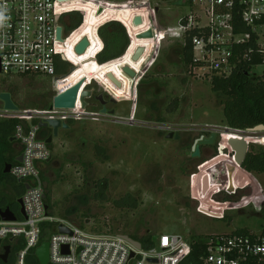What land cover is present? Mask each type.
<instances>
[{
  "label": "rangeland",
  "instance_id": "obj_1",
  "mask_svg": "<svg viewBox=\"0 0 264 264\" xmlns=\"http://www.w3.org/2000/svg\"><path fill=\"white\" fill-rule=\"evenodd\" d=\"M129 1L147 0H114L119 5H108L107 8H97L83 0L75 1L77 6L67 5L69 10H79L83 14V23L65 43L64 57L77 68L66 76L61 89L95 81L118 100L136 97L130 104L118 105L117 116L127 117L129 112L131 116L136 114V119H145L143 108L147 109V103L156 101V108H163L159 115L165 120V127L179 132L182 129L195 131L187 133L189 143L178 142L177 160H171L170 141L159 139L154 144L149 133L145 143L139 144V137L136 144L128 142L126 147L122 146L120 140L123 137L129 136L133 140L131 134L134 133L130 130L145 134L142 129L99 121L68 122L72 125L73 130L69 131L74 132L75 140L79 137L87 140L86 149L81 151L78 144L66 140L62 132L48 145L56 161L37 164L45 185L49 216L54 220L70 221L90 235H125L134 239L137 235L149 233L154 243L160 235H180L191 241L193 237L228 236L243 228L259 235L264 223V174L252 173L248 179H242L237 172L236 154L241 143L253 153L264 154V132L227 133L222 115V103L226 97L211 90L208 75L202 77L184 69L180 58L174 54L180 45L173 39L163 38L159 54L162 62L156 65L153 63L154 38L137 39L138 35L151 29L153 22L175 29L184 7L167 0H148L151 9L146 11L142 4L121 6ZM134 17L141 19L140 26H133ZM107 21L120 22L131 41L121 58L101 66L94 58L103 46L97 30ZM82 39H87L89 45L84 54L76 55L73 47ZM140 47L151 56L145 59V67L139 61H132L133 53ZM149 65L152 66L145 72ZM124 67L136 74L129 84L124 83L125 76L131 78L122 72ZM108 74L116 77L122 87H114L106 79ZM141 74L148 75V80L140 91L135 84L143 76ZM250 76L264 80V66H254ZM92 87L88 90L91 91ZM2 91L11 95L20 110H42L46 104L50 107L54 97L52 80L47 76H1ZM174 99L178 102L176 110L167 112L174 107L170 102ZM136 101L138 105L135 107ZM110 133L117 138L109 137L113 135ZM212 133L217 136L216 142L201 144L200 157L192 158L190 148L194 140L202 134L207 140ZM1 138L0 154L8 161L14 160L19 153L18 143H12L4 150ZM100 148H104L108 156L96 157L95 150ZM160 150L167 152L160 155ZM68 153H73L79 160L67 161L65 155ZM19 186L9 175L4 177L0 184V202H10L11 196L12 203L15 195L11 192ZM2 244H8L12 249L10 259L2 263L15 264L16 251L22 245L8 240Z\"/></svg>",
  "mask_w": 264,
  "mask_h": 264
},
{
  "label": "built area",
  "instance_id": "obj_2",
  "mask_svg": "<svg viewBox=\"0 0 264 264\" xmlns=\"http://www.w3.org/2000/svg\"><path fill=\"white\" fill-rule=\"evenodd\" d=\"M75 1L81 0H0V77H50L52 92L54 89L57 91V94L53 92L54 97L75 86L61 89V83L72 72L70 70H75L77 66L64 57L65 43L71 33L67 34L60 24L66 14L80 12L67 7L77 6ZM83 1H89L97 8L119 5L97 0ZM167 2L179 4L185 11L178 18L175 29L170 30L154 22L151 24L150 30L156 42L153 63L161 50L162 39L168 38L176 43L182 42L179 43L182 48L189 42L192 62L187 69L202 77L227 78L241 70L243 61H251L254 57L260 59L258 65L264 66V0ZM139 4L146 6L145 11L151 9L148 0L129 1L121 6ZM79 14L83 17L82 13ZM77 44L73 47L74 54ZM102 49L103 46L95 57ZM62 65L66 69L60 68ZM254 66L257 65L251 66V69ZM92 82L95 81L81 84L73 109L50 110L46 107L42 110L7 112L0 102V118L19 121L14 127L13 138L21 146V162L12 165L7 175L23 188L20 199L24 211V216H16L14 221L0 219V240L11 243L21 241L22 246L15 254V264H29L28 257L34 255L39 247L45 225L51 224L47 241L48 264H180L191 249V241L180 235H160L152 249L144 250L136 248L121 236L90 235L83 232L80 226L66 220H54L48 214L45 185L37 164L47 163L52 154L44 139L39 137V123L49 119L66 122L67 119L85 118L89 106L87 101L91 97L88 88ZM85 91L90 92V97L81 100ZM59 226L66 228L70 234H60ZM206 253L204 264H244L249 258H264V239L216 235L208 241Z\"/></svg>",
  "mask_w": 264,
  "mask_h": 264
},
{
  "label": "trees",
  "instance_id": "obj_3",
  "mask_svg": "<svg viewBox=\"0 0 264 264\" xmlns=\"http://www.w3.org/2000/svg\"><path fill=\"white\" fill-rule=\"evenodd\" d=\"M79 13H68L62 18L61 23H63L67 34L72 33L82 25L83 17ZM125 30L124 26L117 21H109L97 30V35L103 43L102 51L95 57V61L98 65H104L115 61L124 55L130 43ZM179 43L181 44L182 42ZM179 50L182 66L184 69H187L192 62L189 42L187 41L186 45L183 48L180 47ZM258 64H260V59L254 57L251 61H243L241 63V70L234 72L231 76L227 78L213 77L211 79V90L226 97V100L222 103V115L227 128L245 131L260 125L264 126V80L259 78L252 79L250 76L251 66ZM64 69H66V67H64ZM61 70L62 69H58V71ZM65 73L67 74V70ZM3 92L8 93L7 91ZM17 123V120L14 119L1 120L0 122V136H2L1 140L4 150L10 148L12 144L9 142V138ZM242 154L237 164V172L242 179H248L249 175L252 173L264 174L263 153H253L250 151L249 147H247ZM16 163V158L12 161H8L0 154V184L4 177H7V174L3 173L4 165L9 164L12 166ZM15 193L18 198L21 197L23 188H17ZM15 206L16 203H13L8 207L14 210ZM45 226L46 230L42 234L40 242L48 241L49 239L48 231L51 229V224ZM234 235L250 236L255 239L263 240L264 223L261 226L259 235L252 234L245 228L236 230L230 234V236ZM214 236L216 235L207 238L193 237L191 240L190 253L180 264H204V259L207 254V243ZM133 240L140 243L144 250H150L154 247V242L149 233L137 235ZM28 259L29 264H39L33 254L30 255ZM0 264L3 263L0 261ZM244 264H264V258H249Z\"/></svg>",
  "mask_w": 264,
  "mask_h": 264
},
{
  "label": "flooded vegetation",
  "instance_id": "obj_4",
  "mask_svg": "<svg viewBox=\"0 0 264 264\" xmlns=\"http://www.w3.org/2000/svg\"><path fill=\"white\" fill-rule=\"evenodd\" d=\"M159 54H160V52H159ZM159 54H158V56H157V58L155 60V64L156 65L162 62V56H160ZM174 54L176 55V57L180 58V60H181L180 50L176 49L174 51ZM149 56H150V54H148L147 52L144 51V53L142 54V56L138 60L139 63H142L144 65V67H145V65H146L145 59L149 58ZM150 66L151 65L147 66L144 71L146 72L150 68ZM171 66H173V65H171ZM145 72L143 74H145ZM143 74H141V75H143ZM124 78H125L124 83H128V84L133 80V78H129V79H131V80H129L126 76ZM147 80H148V75H143V76L140 77V79L137 82V84H135L136 86L139 87L140 91L142 90V88L145 85V83L147 82ZM90 87H92V90H91L92 92H91L90 99L87 101V103H89V106H88V109H87V115H86L85 118H83L81 120L90 121V122H98V121L99 122H106V123H111V124H114V125H123V126H127V127H130V128H137V129H140V130L142 129L143 131H146L145 134H140L137 130H133V131L130 130V132L134 133V134L130 133L131 135H133V140L131 138H129V136L123 137V139L120 140V142H121L123 147L124 146L126 147L128 145V142L136 144L135 141L139 137L141 138V139H139L140 140L139 144H141L142 142L143 143L147 142V140H145V139H147L146 135H147V133H149L148 135H150L153 138V141H154L153 143L154 144H157V141H159V139H163L164 141L165 140L166 141H170L171 145L169 147H171V148H170L169 151H170V155H171V160H174V159L177 160L178 151H179L178 142L182 141V142H185V143H189L190 139L187 137L188 136L187 133L190 132L191 130L195 131V129H191V130L182 129V130H180L181 132H179V131L171 129L170 127H168V128L165 127V125H166L165 120L162 117H160V115H159V114L162 113L163 108L162 107L156 108V105H155L156 101L150 102L152 104L147 103V105H148L147 109L148 110L146 108H143L144 111H143L142 115H144V117H146L145 119H136L135 118L136 114H134V116H131V113L129 114V112H128V116L127 117H124V116L119 117L116 114L117 106L120 105V104H130V102H132L133 99L135 100L136 97L133 98V99H128V100H126V99L125 100H118L115 97H113L104 87H101L96 82H92ZM133 91L136 92L137 90L135 89ZM52 99L53 98H51V100ZM168 101H169V99H168ZM174 101H172V100L170 101L171 103H174V107L170 109L171 111H169V109H167L168 110L167 112L171 113V112H174L176 110V107L178 106V102H177V99H174ZM133 105L136 107L138 105L137 101H136V104L134 103ZM134 106H132V108ZM46 107H48L47 104L45 105V108ZM130 109H129V111H130ZM102 112H104V113H102ZM75 121L76 120L67 119L65 124H66V126L68 128L67 129H62L60 127L57 130V135L56 136L53 135V132H52L51 129H46L45 130L46 134H47L46 137L52 136V142H53V140H55L58 137H60V135L63 132L64 135H62V136L65 137L66 140H69V141L72 140L75 144L77 143L79 149L81 151H83L84 149H86V141L87 140H85V138H82V137H79L77 140H75L74 132L69 131V130H73L72 129V125L67 124L68 122L69 123H74ZM201 130L205 131V130H209V129H205V130L201 129ZM201 130H199V131H201ZM110 134H113V133H110ZM169 135H170V138H168ZM109 137L117 138V136L115 137L114 134L113 135H109ZM216 139H217V136L215 134L213 143L216 142ZM198 140H199V142H198V145H199V156L198 157H200V155H201L200 145L202 144L201 142L204 141L203 134L200 136L199 139L194 140L193 144L196 141H198ZM167 143H169V142H167ZM193 144L191 145V148H190L191 157L192 158H198V157H193L192 156V146H193ZM183 147H185V146H183ZM104 151H105L104 148H100L98 150H95L96 157H98L99 155H103V156L107 155L108 156V153H104ZM160 151H161L160 155H162L165 152H167V150L166 151L160 150ZM65 159L67 161H69V160L70 161H74V160L78 161L79 160L77 158V156H75L73 153H68L67 155H65ZM49 161L54 163L56 160L53 159V157L51 156V158L48 160V162ZM16 208L17 207L15 206L13 211H15ZM5 246L9 247V251H8V254H7V257H6V261H8L10 259L11 252H12V249H11V247L8 244H1L0 245V256L4 253L3 248ZM0 261L3 262L1 259H0Z\"/></svg>",
  "mask_w": 264,
  "mask_h": 264
},
{
  "label": "water",
  "instance_id": "obj_5",
  "mask_svg": "<svg viewBox=\"0 0 264 264\" xmlns=\"http://www.w3.org/2000/svg\"><path fill=\"white\" fill-rule=\"evenodd\" d=\"M99 14L101 13V10H99L98 12ZM133 26L138 27L141 25V19L139 17H135L132 21ZM59 33L60 30L58 31V37H59ZM138 40H151L153 39V33L151 30H148L144 33H141L140 35L137 36ZM131 41V38H129V42ZM89 43L87 39H82L77 46L75 47V53L76 55H82L85 53L86 48L88 47ZM144 53V49L142 47L136 49V51L133 53L132 56V61L137 62L140 57L142 56V54ZM74 69L72 68L70 71H73ZM122 72L125 73L127 76L131 77V78H135L136 74L134 73V71H131L130 68L128 67H124L122 69ZM106 79L108 81H110V83L116 87V88H121L122 87V83H120L119 81H117L116 77H114L112 74H108ZM81 86V83L76 84L74 87L68 89L67 91H65L64 93L57 95L56 97L53 98L52 100V105L50 107L51 109H56V110H67V109H73L74 108V103L76 100V96L78 94V90ZM54 93L57 94V91L54 89L53 90ZM90 97V92L85 91L81 94V100L83 98H88ZM0 102L3 105V109L7 112H18L19 108L16 106V104L12 101L11 95L9 93L6 92H0ZM104 113V112H102ZM62 129H67L68 127L66 126L65 122L59 120V119H49V120H45L39 123V128L41 130H46V129H51L53 132V135L56 136L57 135V130L59 128ZM226 130V132H237V133H259V132H264V126L260 125L257 126L253 129H248L245 131H238V130H233L230 128L224 129ZM214 136L215 134L212 133L211 136L209 137V139L204 140L203 142H201L203 145H211L213 143L214 140ZM168 138H170V135L168 136ZM13 140V139H11ZM45 143L47 145H50L52 143V136H48L45 137L44 139ZM198 141H196L193 146H192V156L193 157H198L199 156V145H198ZM236 142V141H235ZM241 143V142H240ZM247 148L246 144H240V146L238 147V152L236 154V161L237 164L239 163L240 158L242 157V153L245 152ZM16 162H21V155L19 156V158L16 159ZM11 165L9 164H5L4 165V174H8L9 170H10ZM28 187H26L27 189ZM17 205L19 207V213L20 215L24 216V211L22 208V201L19 198L17 200ZM16 218L14 212L9 208H5V209H1L0 208V219L2 221L5 222H10V221H14ZM58 231L60 234H65V233H69L70 232L62 227L59 226L58 227ZM121 238L127 242H129L130 244H132L133 246H135L136 248L140 249L141 245L140 243H138L137 241L129 238L128 236H121ZM2 244L1 240H0V245ZM4 253L0 256V259L3 262H6V257L9 251V247L5 246L3 248ZM133 256V254H131V257ZM34 257L36 258V260L38 261L39 264H48L49 262V244L47 241H43L40 243L39 247H37L34 251Z\"/></svg>",
  "mask_w": 264,
  "mask_h": 264
},
{
  "label": "crops",
  "instance_id": "obj_6",
  "mask_svg": "<svg viewBox=\"0 0 264 264\" xmlns=\"http://www.w3.org/2000/svg\"><path fill=\"white\" fill-rule=\"evenodd\" d=\"M114 1V0H113ZM113 1H104V2H110V3H114ZM107 22H109V21H107ZM104 65H106V64H104ZM104 65H101V66H104ZM3 92V91H2ZM0 120H4V119H0ZM7 120V119H6ZM11 120V119H10ZM17 122H19L18 120H17ZM34 122V121H33ZM1 130V129H0ZM46 131L45 130H39V137L40 138H42V139H45V137H46ZM11 139H13V140H11ZM9 142L10 143H15V142H17V141H15L14 140V138H13V131H12V133H11V137L9 138ZM18 143V142H17ZM16 147H17V150L19 151V153L16 155V159L17 158H19V156L21 155V146L19 145V143L16 145ZM250 176V175H249ZM17 188H21V185L19 186V187H16V188H14L15 189V192H16V189ZM15 192H11V194H13V195H15V198H14V203H16V209H15V211H13L14 212V214H15V216H19L20 215V213H19V207H18V205H17V200H18V197L16 196V193ZM9 195H10V191H9ZM20 198V197H19ZM8 200H10V202H8V201H5L4 203L3 202H0V208L1 209H5V208H7L8 206H10L11 204H13V202L11 203V201H12V198H11V196H9V199Z\"/></svg>",
  "mask_w": 264,
  "mask_h": 264
}]
</instances>
